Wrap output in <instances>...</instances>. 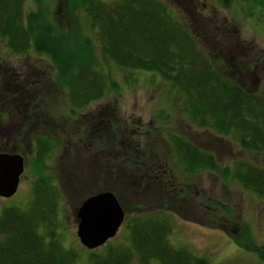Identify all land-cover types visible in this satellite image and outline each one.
<instances>
[{
    "label": "trees",
    "instance_id": "16d2710c",
    "mask_svg": "<svg viewBox=\"0 0 264 264\" xmlns=\"http://www.w3.org/2000/svg\"><path fill=\"white\" fill-rule=\"evenodd\" d=\"M25 1L0 0V39L12 54L33 51L49 60V68L54 72L53 82L64 91V99L69 105V119L76 108L101 99L107 90L106 78L96 65L97 48L105 61L119 68L143 70L160 76L169 84L172 103L181 104L183 114H187L190 123L197 128L227 133L243 152L264 157V87L245 91L239 84L241 81L236 79L239 75L244 79L250 76V64L240 62L248 58L241 42H237L241 47L236 51L238 61L232 65V68L236 67L231 80L215 71L216 65L225 66V58L230 51L227 46L230 40L222 37L235 35L227 26L223 28L226 32L231 31L229 36L224 35L218 23H210L205 30L201 22L203 30H196L194 22L187 20L188 15L184 14L180 19L174 17L161 0H66V19L71 20V24L68 23L69 30L65 33L57 27L56 17L52 19L49 16L48 0H31L35 8L24 12ZM217 1L226 7L232 0ZM81 24L91 29L92 36L82 32ZM207 33L210 40L224 43L223 47H203L201 50L199 43ZM221 51L225 55L222 56ZM214 53L218 54L214 56ZM14 73L15 82L20 85L19 91L23 88V80L24 86L35 83V80L28 82L32 76L25 77L19 71ZM26 73L24 75L27 76ZM24 89L27 95L26 87ZM1 103L8 110L14 102L2 100ZM26 104L27 101L23 102L24 108ZM29 114V119L13 126L12 131L15 132L10 136L14 143L20 142L24 127H43L42 118L34 119L35 111ZM93 115H83L71 122L67 120L65 130L71 138L69 125L76 122L82 124L79 134L74 133V138L86 153V163L93 165L91 168L88 166V171L92 170L93 178L97 177L100 182L90 193L111 191L119 203L124 204V207L121 206L125 212L137 210L138 196L147 199L154 193L157 195L156 188L152 186L161 174L156 170H160L161 165L158 158L164 161L165 167L168 163L166 157H170L176 165L179 163L183 167L187 176L203 170L219 173L212 155L199 151L188 141L170 137L164 143L151 133L145 134L142 139L140 136L143 134H140L134 140L135 132L139 134L143 131L127 120L115 117L111 109L108 112L99 110L96 116ZM93 119L103 128L99 135L118 140L111 158L120 162V166L96 159L87 146L81 144L82 139L89 140L93 136L82 128ZM4 130L0 124V132ZM150 130L158 131L153 127ZM57 139L44 133L31 137L32 165L41 168L42 161L60 145ZM163 147H166V152ZM100 164L105 168L101 169ZM115 168L119 170L114 175L110 172ZM219 176L228 183L235 181L233 183L249 194L264 195L263 167L245 163L243 159L229 170L222 169ZM52 181L49 174L39 171L31 183L29 202L23 208L8 206L0 210V264H73L78 260L76 251L63 247L53 235L59 193ZM81 191L84 192L82 188L78 189V192ZM165 199L156 204L165 206ZM159 213L135 212L126 220V239L121 241L122 244L106 245L98 253L90 251L87 264H207L206 258L169 243L167 237L172 224ZM39 228L48 231L47 240L40 234ZM235 241L242 249H255L258 260L264 264V249L255 248L248 236L243 243L237 238Z\"/></svg>",
    "mask_w": 264,
    "mask_h": 264
},
{
    "label": "rangeland",
    "instance_id": "374dc122",
    "mask_svg": "<svg viewBox=\"0 0 264 264\" xmlns=\"http://www.w3.org/2000/svg\"><path fill=\"white\" fill-rule=\"evenodd\" d=\"M161 1L166 4L174 17L180 19L182 15H188L187 20L194 22L196 30H203L202 22L205 30L210 23H218L219 29L225 36H229L232 31L234 36L222 37L230 40L227 44L230 51L225 58V66L216 65L215 71L231 80L236 67L234 65L232 68V65L238 61L236 51L241 47L237 43L239 41L248 55L247 59L240 62L250 64L248 67L250 76L244 79L239 75L236 79L241 81L239 84L245 91L264 87V0H232L226 7L217 0H173L174 2L171 3ZM47 6L49 16L52 19L56 17L57 27L66 33L69 30L67 25L71 24V20L66 19V0H48ZM34 8L31 0L25 1L24 12ZM81 25L82 32L90 35L91 29L86 24ZM224 26L231 31L226 32ZM203 39L202 43H199L201 50L203 47L212 49L224 45V43L210 40L209 33L205 34ZM96 49V65L106 78L107 90L101 99L76 108L75 114L69 119V105L64 99V91L53 82L54 72L49 68V60L33 51L21 55L12 54L7 50L4 41L0 39V110L2 100L7 103L14 102L8 110L5 109L2 112L3 115L0 118V124L3 130L5 129L0 132V148L14 150L10 152L19 153L24 157L23 170L20 173L16 191L10 197H0V210L8 206L23 208L30 200L31 183L41 171V173L49 174L58 188L59 207L55 213L56 221L53 222L54 225L56 224L53 235L59 239L63 247L76 251L78 260L73 264H87L90 251L98 253L106 248V245L122 244L121 241L126 239L124 230L126 220L137 211H147V213L156 211L164 215L172 224L170 235L167 237L169 243L174 247L187 249L191 254L206 258L207 264H262L258 260L255 249H242L237 245L235 238L243 243L248 236L255 248L264 249V195L249 194L238 184L233 183L235 181L228 183V180L219 175L222 169L229 170L236 162L239 163L243 159L245 163L264 168V157L243 152L227 133L209 128H197L195 124L190 123L188 115L183 114L182 105L172 103L169 84L162 81L160 76L143 70L119 68L105 61ZM203 51L208 52L204 49ZM218 53H214V56ZM220 53L222 56L225 55L224 51ZM15 71L23 73L25 77L32 76L28 78L30 79L28 82L35 80L34 84L29 83L30 85L24 86L25 80L22 79L23 88L20 91L23 97L18 90L20 85L16 84ZM112 82L115 83L114 86ZM24 87L28 91L27 95L24 93ZM25 101L28 105L26 104L24 108ZM109 109L113 111L115 117L127 120L139 131H143L139 134L135 132L134 140L138 139L140 134H143L140 136L142 139L145 134L151 133L164 143L170 137L188 141L199 151L212 155L219 173L203 170L187 176L183 167L178 165L179 163L176 165L170 157H166L168 163L165 167L164 161L158 158L161 165L160 170H156L161 174L152 186L156 188L157 195L154 193L147 199L144 196L141 198L138 196L137 200L140 204L138 202L137 210L129 209L125 212L124 204L119 203L125 216L115 235L105 240L98 248L86 249L78 243L74 234L77 225L74 211L81 200L96 193H90V190H95L100 182L96 180L97 177L93 178L92 170L88 171L93 165L86 163L84 160L86 153H83L74 138L76 137L74 133L79 134L82 124L76 122L69 125L71 138L65 128L68 121L71 122L83 115L96 116L99 110L108 112ZM33 111H35L34 119L42 118L44 123L42 130L39 126L29 128L26 126L20 142L14 143V139L10 136L15 132L12 131L13 126H19L29 119V113ZM150 127L157 128L158 131L153 132ZM82 128L93 136L89 137V140L82 139L81 144L87 146V150L92 152L96 159L103 160L105 164L109 162L110 165L120 166V162L111 158L118 146V140L99 135L103 128L96 119ZM36 133L58 138L60 142L50 156L42 161L41 168L31 163L34 153L29 144L31 137ZM163 151L166 152V147H163ZM100 168L104 169L105 166L100 164ZM118 170L115 168V171L110 173L115 175ZM80 188L84 192H78ZM154 199L155 202H152ZM162 199L166 200L165 206L157 205L156 202H162ZM39 230L47 240L46 232L48 231L43 228ZM147 264L157 263L148 262Z\"/></svg>",
    "mask_w": 264,
    "mask_h": 264
},
{
    "label": "water",
    "instance_id": "95a60500",
    "mask_svg": "<svg viewBox=\"0 0 264 264\" xmlns=\"http://www.w3.org/2000/svg\"><path fill=\"white\" fill-rule=\"evenodd\" d=\"M23 156L19 153L0 152V197H10L16 191L23 170ZM115 195L98 191L81 200L76 210V237L86 249H95L115 235L124 212Z\"/></svg>",
    "mask_w": 264,
    "mask_h": 264
},
{
    "label": "flooded vegetation",
    "instance_id": "af4514ba",
    "mask_svg": "<svg viewBox=\"0 0 264 264\" xmlns=\"http://www.w3.org/2000/svg\"><path fill=\"white\" fill-rule=\"evenodd\" d=\"M27 105H28V103H27ZM25 107H26V106H25ZM4 110H5V108H4V107H2V108H1V110H0V118H1V116L3 115V113H2V112H3ZM9 135H10V134H9ZM11 137H12V136H11ZM13 141H14V140H13ZM0 150H2V151H3V150H7V149H5V148L1 147V148H0ZM7 151H9V150H7ZM10 151H14V150H10ZM10 151H9V152H10Z\"/></svg>",
    "mask_w": 264,
    "mask_h": 264
}]
</instances>
